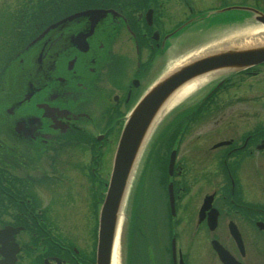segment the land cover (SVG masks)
<instances>
[{"label": "flooded vegetation", "instance_id": "af4514ba", "mask_svg": "<svg viewBox=\"0 0 264 264\" xmlns=\"http://www.w3.org/2000/svg\"><path fill=\"white\" fill-rule=\"evenodd\" d=\"M232 4L264 13V0H0V264H98L97 213L126 115L166 55L214 28L258 24L248 10L210 12ZM92 9L101 11L84 13ZM263 70L210 78L168 120L158 166L172 234L156 249L147 238L143 264H180V255L223 264L214 239L241 264H264ZM190 188L206 189L197 210L193 196L184 200ZM189 211L195 225L183 230L195 256L206 244L208 261L176 243Z\"/></svg>", "mask_w": 264, "mask_h": 264}, {"label": "water", "instance_id": "95a60500", "mask_svg": "<svg viewBox=\"0 0 264 264\" xmlns=\"http://www.w3.org/2000/svg\"><path fill=\"white\" fill-rule=\"evenodd\" d=\"M225 10H248L254 15L258 23L264 26V13L254 11L243 5H228ZM101 10H86V13H100ZM181 25L179 28L184 26ZM244 38L246 41L241 42ZM235 42H224L211 46L191 55L182 63L165 70L142 94L126 117L120 132L118 143L114 153L106 192L99 212L98 226V264H109L111 251L116 232L118 219L125 200L131 176L135 169L141 148L154 125L155 118L170 95L186 81L204 74L220 73L229 74L243 68L264 62V33H259L251 40L249 37L235 39ZM173 155V153H172ZM173 156L169 168L171 170ZM171 207L173 209V197L171 184L168 187ZM210 197L204 200L202 212L208 207ZM203 217V215L201 216ZM230 232L242 250L239 233L233 223H230ZM213 247L217 251L220 260L225 264H240L217 241H213Z\"/></svg>", "mask_w": 264, "mask_h": 264}, {"label": "rangeland", "instance_id": "374dc122", "mask_svg": "<svg viewBox=\"0 0 264 264\" xmlns=\"http://www.w3.org/2000/svg\"><path fill=\"white\" fill-rule=\"evenodd\" d=\"M192 54V53H191ZM175 63V62H174ZM173 61L169 62V66L172 67ZM168 66V67H169ZM264 67V64L261 65ZM260 80H262L261 85L264 87V70L259 75ZM254 80V79H253ZM193 98V96L189 97ZM187 98V99H189ZM186 99V100H187ZM189 104H186L187 107ZM183 107L176 106L172 112L170 111L168 114L162 118L155 127V132L151 133L145 148H147V152L141 153L139 160L135 166V170L133 172V176L131 178V184L129 186V190L125 196V201L122 208V221H121V238H120V250H119V264H143V260L146 259V247L145 242L147 240V236L145 232L150 230V227L146 221H144V212L149 213L151 217V226L156 227L157 221H159V225L164 228L166 223L165 215H164V204L162 202V193L164 187L161 185V173L159 170V161L158 156L160 154V141L163 138V132L165 125L168 124V120L172 119L174 113L181 111ZM105 172V171H103ZM148 177L145 182L142 180V177ZM159 179V181H158ZM152 186V187H151ZM194 188H190L184 192L185 201L189 200L188 196H193L195 200L196 210L198 208L200 198L206 191V189L201 191L200 189L194 192ZM151 192V193H149ZM143 194L144 197H143ZM152 195L151 198L149 195ZM104 195V188H102V196ZM199 196V197H196ZM145 210V211H144ZM183 217V216H182ZM197 215L192 211H189L185 217L182 219V223L180 226H177V244L186 252H188V257L191 259L197 260H205L208 261L211 259V255L207 253L208 247L205 243L202 245V249L198 255L195 256L194 248L192 241L190 240V234H186L183 230L186 227V230L189 232L191 228H194L195 221ZM155 238H160L161 232L154 228ZM150 239L148 242L156 249L154 246L153 237L150 235ZM163 241L164 238H163ZM147 243V242H146ZM208 245V244H207ZM159 248V247H157ZM193 248V249H192ZM193 251V254H192ZM156 254H158V250H156ZM192 254V257H191ZM253 255V254H251ZM145 256V258H144ZM158 258L153 252L150 251V258ZM264 260V255H263ZM196 263V262H195ZM197 264V263H196ZM204 264H208L205 262ZM210 264H213L210 260Z\"/></svg>", "mask_w": 264, "mask_h": 264}, {"label": "bare ground", "instance_id": "6f19581e", "mask_svg": "<svg viewBox=\"0 0 264 264\" xmlns=\"http://www.w3.org/2000/svg\"><path fill=\"white\" fill-rule=\"evenodd\" d=\"M221 29V28H220ZM220 29L217 30V28L212 29L211 36L209 38H206L202 41L197 42V46L192 47L186 51H183V46L181 47L182 51L181 54L178 56H168L166 55L164 58V65L169 64V62H179L182 63L185 61L188 57L191 56L192 52L197 51L198 49L208 45V44H217L222 43L225 41H231L235 42V39H241L243 37H249V40L254 38L255 35L259 33H264V26L262 25H254V26H241V27H228L220 31ZM220 31V34H219ZM247 38H244L241 42L246 41ZM160 72L161 70H157ZM157 72V73H158ZM219 73V72H218ZM218 73H204L201 75H198L185 83H183L181 86H179L173 93L170 95V97L167 99V101L164 103L163 107L157 114L154 123L158 120L159 117L164 115V113H169L175 106L182 103L185 99H187L191 92L198 87L199 85L203 84L206 80L213 77V75ZM148 177L143 176L142 180L145 182ZM121 221H122V214L119 218L114 240H113V248H112V257H111V264H119L118 256H119V250H120V238H121Z\"/></svg>", "mask_w": 264, "mask_h": 264}]
</instances>
